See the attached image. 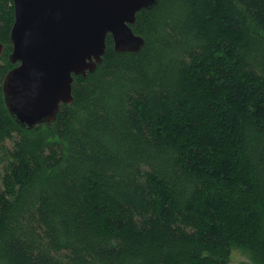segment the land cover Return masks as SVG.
<instances>
[{"label":"trees","instance_id":"16d2710c","mask_svg":"<svg viewBox=\"0 0 264 264\" xmlns=\"http://www.w3.org/2000/svg\"><path fill=\"white\" fill-rule=\"evenodd\" d=\"M13 21L0 0V264H264V0H158L32 129L2 98Z\"/></svg>","mask_w":264,"mask_h":264},{"label":"water","instance_id":"95a60500","mask_svg":"<svg viewBox=\"0 0 264 264\" xmlns=\"http://www.w3.org/2000/svg\"><path fill=\"white\" fill-rule=\"evenodd\" d=\"M158 0H12L13 65L1 84L4 106L23 129L55 120L73 101L75 76L86 77L102 62L106 37L113 50L136 53L145 40L133 32L136 14ZM5 46L0 42V59Z\"/></svg>","mask_w":264,"mask_h":264},{"label":"rangeland","instance_id":"374dc122","mask_svg":"<svg viewBox=\"0 0 264 264\" xmlns=\"http://www.w3.org/2000/svg\"><path fill=\"white\" fill-rule=\"evenodd\" d=\"M3 173V164L0 163V189H1V176ZM249 257L243 252L234 249L230 258V264H240L241 262H249ZM252 262V261H251Z\"/></svg>","mask_w":264,"mask_h":264}]
</instances>
